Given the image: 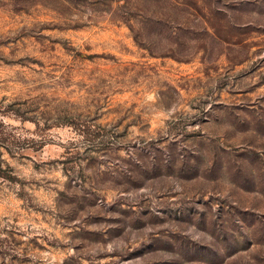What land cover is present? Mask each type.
Returning <instances> with one entry per match:
<instances>
[{
    "label": "rangeland",
    "instance_id": "1",
    "mask_svg": "<svg viewBox=\"0 0 264 264\" xmlns=\"http://www.w3.org/2000/svg\"><path fill=\"white\" fill-rule=\"evenodd\" d=\"M0 264H264V0H0Z\"/></svg>",
    "mask_w": 264,
    "mask_h": 264
}]
</instances>
